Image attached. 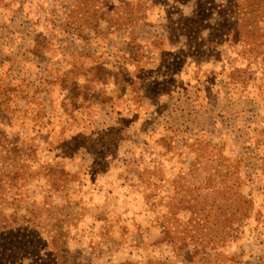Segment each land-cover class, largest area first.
Masks as SVG:
<instances>
[{
    "label": "rangeland",
    "instance_id": "1",
    "mask_svg": "<svg viewBox=\"0 0 264 264\" xmlns=\"http://www.w3.org/2000/svg\"><path fill=\"white\" fill-rule=\"evenodd\" d=\"M122 1L134 0H0V186L17 174L20 188L0 189V225L35 215L45 241L16 264L50 249L69 264H264V6L239 3L256 9L255 27L232 43L213 36L227 0H208L206 14V0L168 1L135 25L104 20L124 15ZM205 134L231 158L222 170L242 165L249 211L195 193L208 149L192 143ZM178 195L193 208L172 215Z\"/></svg>",
    "mask_w": 264,
    "mask_h": 264
},
{
    "label": "trees",
    "instance_id": "2",
    "mask_svg": "<svg viewBox=\"0 0 264 264\" xmlns=\"http://www.w3.org/2000/svg\"><path fill=\"white\" fill-rule=\"evenodd\" d=\"M168 1H172L174 4H177L179 6H185L186 4L189 3L190 0H134L132 2H127V1H122L123 5L127 7L126 12L124 15H120L121 11L120 10H115L111 9L108 10L107 12L103 13L105 16L106 21L108 22H114L115 19L119 20L122 19L126 24L128 25H135L140 21L142 18H145L141 12L144 10H152V9H159L160 7H164ZM228 4L226 3L223 5L224 10H220V20L216 22V27L213 28V36H217L219 38L222 37H232L233 41L232 43H239L243 42L244 38V32L242 29L245 27V24L247 26L255 27L254 22H252V14L253 11L256 10L255 8L252 9L251 13H243L241 12V6L239 3L243 1H247L248 7H252L253 3H256L257 5L264 6L263 4H260L257 2V0H227ZM188 2V3H187ZM209 3L208 0L204 3H200L199 9L202 12V14H206L210 8L207 7V4ZM10 4H5L2 5V8H8ZM125 6L123 8H125ZM229 9H234L235 8V13H234V18L231 19L227 11V7ZM226 7V8H225ZM237 8V9H236ZM122 9V8H121ZM73 14V13H72ZM96 14V13H95ZM92 15L93 17L90 19V21L96 22L98 19L102 18L99 15ZM210 18L211 15L208 14L206 15V18ZM167 20H170L171 26H173L175 23L173 22L170 17H167ZM194 18L189 17V18H184V21H187V23H194ZM171 38V37H170ZM72 71H69L67 74H71ZM201 138V139H200ZM203 139V140H202ZM194 146H197L198 150L200 146H204L207 148V151H202L200 154L196 153V159H195V165L202 162L205 164L202 166V171L200 170V166L198 165L197 167H193V171H198V172H203L207 173L209 176L206 179H201L196 183V185L193 187L195 190V193H200L202 188H205L208 190L207 192V197L209 199H206V202L210 199H213L214 203L218 198H220V201H225L228 203L233 202L234 204L236 202H239L245 211H249L250 207L252 206L253 202L251 199H247L244 197L240 191L242 186H244V178H245V173L243 170L242 165L240 167H233V163L230 165H226V167H223V170L219 167L218 163V158L221 156L225 157L222 153V149L215 144V137L213 134H205L203 136H199L194 139L193 143ZM203 150V149H202ZM257 154V153H256ZM231 158L225 157V162H229ZM206 166L208 168H206ZM252 171H255L252 169ZM258 170L255 171L257 173ZM23 172V171H22ZM223 172V173H221ZM68 173L64 172L62 174V177H66ZM214 175V177H213ZM17 174L13 175L10 178V182L8 183L9 185H2L0 186L1 190H4V192H10V194H15L19 192L20 188L13 183L14 177H16ZM211 176V177H210ZM217 177H221L218 185V181L216 180ZM59 186V185H56ZM56 188V187H54ZM19 189V190H17ZM57 189V188H56ZM193 193L194 198H198V196ZM178 194V193H177ZM179 195L173 200L170 204L171 205V210L173 211L172 215H177V211L182 209L183 204L187 203V208L191 206V209L193 208V205H191L193 202L187 200H184L183 198H179ZM175 202V203H174ZM219 203V200L217 201ZM173 204H176V206L173 207ZM177 208V209H176ZM184 208V207H183ZM213 210V215L215 216V222L216 223H221V217L220 215L216 212L218 210L216 208L215 204H211L210 207ZM174 209V210H173ZM175 209L177 211H175ZM190 209V210H191ZM30 212H33L31 210ZM177 213V214H176ZM32 219H30L27 223V226H24L23 223H19V220L16 218L12 219H7V223L4 225H0V264H11V263H17L23 258L27 256L34 257L36 256V252H39V245L42 243L45 244V241L42 239V236L40 235V231H38L36 228L38 225L35 222L36 216L33 215ZM176 216H174L175 218ZM21 218V217H20ZM24 218V217H22ZM21 218V219H22ZM204 220H210L208 216L204 215ZM226 220V219H225ZM42 225V229H47L48 232L51 233V231L48 229V221L46 222H40ZM193 223V222H192ZM189 228L192 230V226H190V223H188ZM186 228V227H185ZM64 233V231H63ZM186 236L184 235L182 241L186 244L187 240H191V236H189L190 231L186 228ZM53 237H51L50 240V245H54L62 238V232L56 231V233L52 234ZM48 243V240L46 241ZM221 244L218 248L216 249L214 254L215 255H220V251H224L225 247ZM62 248V247H60ZM61 251H57L56 249H50V251L43 256L44 258L40 264H69L70 260L72 259V256H69L68 251L64 249H60ZM38 256V253H37ZM209 257V256H208ZM191 262V261H188ZM122 264H129V263H122Z\"/></svg>",
    "mask_w": 264,
    "mask_h": 264
},
{
    "label": "crops",
    "instance_id": "3",
    "mask_svg": "<svg viewBox=\"0 0 264 264\" xmlns=\"http://www.w3.org/2000/svg\"><path fill=\"white\" fill-rule=\"evenodd\" d=\"M0 49H2V46H0ZM0 56H3V51H1Z\"/></svg>",
    "mask_w": 264,
    "mask_h": 264
}]
</instances>
